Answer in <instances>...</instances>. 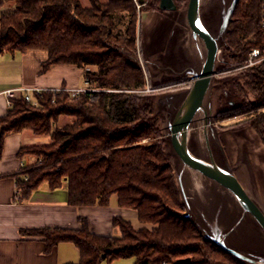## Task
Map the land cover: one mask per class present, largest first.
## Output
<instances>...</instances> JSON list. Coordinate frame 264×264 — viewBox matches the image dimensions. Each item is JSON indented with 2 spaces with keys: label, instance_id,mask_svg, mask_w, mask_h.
Masks as SVG:
<instances>
[{
  "label": "trees",
  "instance_id": "16d2710c",
  "mask_svg": "<svg viewBox=\"0 0 264 264\" xmlns=\"http://www.w3.org/2000/svg\"><path fill=\"white\" fill-rule=\"evenodd\" d=\"M14 1L13 8L0 12V51L47 49L42 71L54 64H74L85 70L89 67L84 73L86 79L100 88L119 89L93 95L44 91L35 95L39 105H31L24 97L14 100L0 118V148L11 132L28 128L52 135L48 144L21 148V153L29 151L43 157L41 165L25 170L28 179L21 183L23 196L44 180L53 188L65 181L71 205L104 206L116 195L119 206L136 210L139 221L154 225L136 229L130 220L117 215L112 222L119 234L91 231L86 217H80L81 228L41 227L30 231L43 236L47 248L60 241L73 242L80 251L76 264H100L103 259L126 257H135V264H205L197 258L205 247L233 264H242L204 239L191 219L177 213L176 209H182L180 195L163 144L138 141L158 137L159 133L150 119L145 122L142 118L151 109L147 98L136 93L145 87V80L141 68L131 65L111 43L135 49L137 4H141V11H148L156 8L158 0H89L88 5L81 0ZM125 16L127 23L121 29L115 20ZM260 18L261 0H239L228 33V45L234 50L229 57L238 64L251 49L264 46ZM242 76L246 86L259 94L261 103L251 102L248 107L264 108V62ZM236 86L242 90L239 82ZM63 98L77 104H66ZM232 110L220 113L218 118L238 112ZM62 114L75 120L55 133L53 119L56 122ZM242 124L251 125L264 143V111ZM131 135L135 137L129 139Z\"/></svg>",
  "mask_w": 264,
  "mask_h": 264
},
{
  "label": "crops",
  "instance_id": "0c3cea01",
  "mask_svg": "<svg viewBox=\"0 0 264 264\" xmlns=\"http://www.w3.org/2000/svg\"><path fill=\"white\" fill-rule=\"evenodd\" d=\"M14 6V0H0V12ZM141 18V26H145V31L147 27L150 30L153 25H159L163 16L155 10L143 12ZM47 58L48 51L42 48L0 51V118L5 116L10 108L6 95L2 93L4 90L65 85L83 88L79 87L82 86L80 77L84 79L83 85H86L85 69L74 64H54L48 70L42 71V62ZM42 136L43 134L28 128L11 132L5 135L0 148V264L79 262L80 251L73 242L60 241L47 248L44 237L30 231L33 228L77 229L82 227L80 217H86L91 231L99 234H118L119 228L112 222L114 216L139 221L136 210L118 205L116 195L115 201L113 197L110 203L104 206L69 204L65 181L59 187L53 188L44 180L32 189L28 196H23L21 183L26 181L25 176L28 177L25 169L35 163L37 157L29 151L21 153V148L48 144ZM223 141L231 162L240 164L239 172L242 178L248 183V180L252 179L253 183L250 185L257 189L264 201V143L257 131L247 126L243 130L225 133ZM115 211L122 213L117 214ZM111 261L108 260L109 264Z\"/></svg>",
  "mask_w": 264,
  "mask_h": 264
},
{
  "label": "water",
  "instance_id": "95a60500",
  "mask_svg": "<svg viewBox=\"0 0 264 264\" xmlns=\"http://www.w3.org/2000/svg\"><path fill=\"white\" fill-rule=\"evenodd\" d=\"M177 1L159 0V12L163 19L159 25H153L148 30L149 38L143 41L147 44L146 51H151V54L145 52L149 58L161 55L168 61L172 57L168 50L182 21ZM238 1L231 0L227 4V0H221L217 32L211 30L213 24L201 13L202 0L188 1L185 23L194 40H201L206 52L203 58V49L200 46L202 60L197 68L184 69L180 66L182 75L190 74V86L168 121L167 135L174 153L183 164L178 174L183 202L192 208L191 212L183 213V216L191 218L205 238L243 263L264 264V201L257 189L250 185L253 183L252 179L248 183L242 178L240 164L231 162L223 141L225 133L243 130L245 126L219 133L214 125L215 115L205 103L213 78L219 73L216 65L222 51L221 45L225 40L228 42L229 26ZM146 31L144 32L147 33ZM200 112L203 113L201 119L197 118ZM197 119L203 123L208 154L202 153L205 149L197 152L190 145V130ZM217 150L221 152V160L215 156ZM186 169L197 173L193 185L195 193L192 192L193 188L188 193L184 186L183 174ZM185 260L189 261L190 258Z\"/></svg>",
  "mask_w": 264,
  "mask_h": 264
},
{
  "label": "rangeland",
  "instance_id": "374dc122",
  "mask_svg": "<svg viewBox=\"0 0 264 264\" xmlns=\"http://www.w3.org/2000/svg\"><path fill=\"white\" fill-rule=\"evenodd\" d=\"M81 1L83 2V4L85 3V5L89 4V0H81ZM188 1L189 0L177 1L178 8L180 9L178 11L182 15V19H181L182 21H181V25H179V27L176 30V33L171 41V45L168 50V53H170L172 56L170 57V60L167 61V59H165L161 55L154 56L153 58H149L146 55L147 53L151 54V51L148 52L146 51L147 44L143 42L145 39L147 41L149 38V37L147 38V34L149 33L148 31L149 27L145 29V31L147 30L146 31L147 33H145L143 31L145 26H141L143 24V21L141 20L142 19L141 16L143 15V12H145V11H141L142 10L141 4H137V41H136L135 49H131L123 44L116 45L115 42L111 43L112 47H115L116 49H120V52L124 55L126 59L130 61L131 65H133L134 67L141 68L142 70L143 78L145 80V87L141 90H136V93H138V95H142L145 98H147L146 103L151 107L150 109L151 111L149 110L145 112L142 115V118L144 119L143 121L145 122H148L147 120L150 119L151 122L155 124L159 133H158V137H147L144 139H139L138 141H141V143L144 144L159 143V142L163 144L164 154L167 159V162L170 164L172 168L175 184L180 195L182 209H176V210L177 213H179L182 217H184L183 213L186 214L188 212H191L192 208H189V205L183 202L184 200H183L182 192L178 184L179 183L178 174H179V170L182 169L183 164L179 160L178 156L174 153L173 148L170 144V140L167 135L168 132L167 124L171 115L173 114V111H175V108H177L181 104L186 93L185 91L190 86V74L182 75V73H180L181 70L180 66H182V68L184 69L186 68L191 69L193 67L197 68V66L200 65L202 60L200 46L203 49L202 52L203 58L206 52L204 50L201 40L198 39L200 43L199 45L198 41L194 40L192 33L189 27L187 26V23H185ZM230 1L231 0H227L226 3L228 4ZM157 2L158 3L156 4V8L148 11H155V10L159 11V0ZM145 7L147 6H143V9H145ZM221 9H222L221 0H202L201 13H203L205 18L209 21V23L213 24L211 30L215 32H217L219 28L218 16H220L219 13ZM127 19H128L127 16L121 18L117 17L115 21L117 22L119 28L124 29L127 23ZM233 19H234V13L232 16V20ZM226 42H227L226 40L223 41L221 45L222 51L219 54V58L216 65L217 71L219 73L213 78L211 91L205 101L207 108L211 107L212 112L215 115L214 125L216 126V129L219 133L225 130L227 131V130L239 129L244 126L252 127L251 125H243V124L240 125V124L243 121H247L248 119H250V117L264 111V108H260L258 106L254 109L248 107V103L251 104V102L254 104L256 103L261 104V103L260 100H258L259 94L252 92V90H250L246 86L245 77L242 76L248 71L249 68L256 67L260 63L247 65V59L249 58L250 55L249 52V55L247 53V58H245L242 63L238 64L237 61L229 57V54L233 53L234 50L230 48L229 45L227 44L228 42L227 43ZM177 64L179 65V67ZM91 68L93 70L98 69L96 66L94 67L92 66ZM88 69L90 68L89 67L86 68V70ZM79 81L82 84V86L79 87L88 88L87 91H81V92H87L90 93V95H93V93L98 91H119V89H108V88L97 87L95 84L92 83L91 80L88 83H86V85H83L84 79L82 77H80ZM236 82L240 83L242 90L236 86ZM63 87H66V85ZM68 88H72V87H68ZM52 91L55 94H58L60 92L54 90ZM62 91H70V90H62ZM70 92L74 95L79 94V93H74L72 91ZM167 95H171L172 97H166ZM61 101L65 102L66 104H77L75 101L68 98L67 99L63 98ZM262 101L264 100L262 99ZM52 102L53 105H56L58 103L56 102L55 98L52 99ZM39 104L40 102L38 100V104H34V105H39ZM232 109H236V111L238 110V112L229 114L231 116H228L225 119L218 118L220 113L224 114L231 111L233 112ZM57 117L58 116H56V118ZM198 117L201 119V117H203V113L200 112L197 118ZM74 120L75 117L72 115H67V114L60 115L57 118L56 122H54L53 119V123H54L53 131L56 133L57 131L63 130V126H65L68 123H72ZM132 126L135 127L136 123L132 124ZM42 137L43 140H45L47 143L52 140L51 134L44 133ZM134 137H135L134 135H131L129 139H133ZM190 142H191L190 145L195 151L202 152L201 149L203 148L205 150H203L202 153L208 154L204 142L203 123L198 119L195 120V122L191 127ZM33 155L37 157V160L35 163L28 165L26 169L42 164L43 157H39V155L37 154H33ZM215 156L219 160H221L222 158L220 157L222 156L221 152L218 150L215 151ZM196 178H197V173H194L188 169L185 170L183 174V182L186 191L188 193L191 192V190L189 189L193 188L194 180ZM208 183H210V181ZM194 190L195 189L193 188L192 192H194ZM113 197H112L113 201H115L116 196L114 195ZM191 205L194 206L193 203H191ZM112 206L119 207L117 205H112ZM126 209L135 211L132 208L131 209L126 208ZM115 212H118L117 214L122 213V211H115ZM132 221L131 222L136 229H140L142 227L151 229L154 226L153 224H149V223H141L136 219H132ZM198 230L202 234L203 238L208 240L207 238H205L203 232L199 228ZM119 233L120 230L118 231V234ZM197 258L205 261L206 262L205 264H233L231 261L225 260L223 257L218 255L211 249H208L207 247H205L201 252L198 253ZM135 260H136L135 257L116 258L113 259L110 264H133ZM165 262L166 261L162 262V264H165ZM241 263L245 264L242 261ZM100 264H109V262L107 259H103L101 260Z\"/></svg>",
  "mask_w": 264,
  "mask_h": 264
},
{
  "label": "built area",
  "instance_id": "2783aa9c",
  "mask_svg": "<svg viewBox=\"0 0 264 264\" xmlns=\"http://www.w3.org/2000/svg\"><path fill=\"white\" fill-rule=\"evenodd\" d=\"M260 28L264 33V0H261V18H260ZM264 62V46L255 47L250 51L249 58L247 59V65L258 64ZM87 83L90 81L86 79ZM62 91L70 90L74 93H80L81 91H87L88 88H68V87H52V88H42V87H17L4 90L2 93L7 97V103L10 107L13 106L15 99L24 97L31 104H38V99L36 94H41L44 91ZM28 177L25 176V180Z\"/></svg>",
  "mask_w": 264,
  "mask_h": 264
}]
</instances>
